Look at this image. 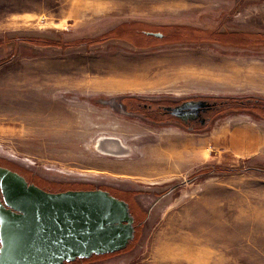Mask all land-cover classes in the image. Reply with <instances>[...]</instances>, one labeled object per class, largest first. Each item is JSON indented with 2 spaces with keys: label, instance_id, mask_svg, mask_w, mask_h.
<instances>
[{
  "label": "rangeland",
  "instance_id": "rangeland-1",
  "mask_svg": "<svg viewBox=\"0 0 264 264\" xmlns=\"http://www.w3.org/2000/svg\"><path fill=\"white\" fill-rule=\"evenodd\" d=\"M263 45L264 0H0V165L54 192L107 190L135 219L128 248L71 264H264V173L246 170L264 156L216 138L230 117L263 114L225 108L190 131L128 112L135 99L264 98L208 81ZM101 138L129 151L103 154ZM161 154L162 173L141 174Z\"/></svg>",
  "mask_w": 264,
  "mask_h": 264
},
{
  "label": "water",
  "instance_id": "water-1",
  "mask_svg": "<svg viewBox=\"0 0 264 264\" xmlns=\"http://www.w3.org/2000/svg\"><path fill=\"white\" fill-rule=\"evenodd\" d=\"M208 105L200 100L171 110L196 118ZM0 193V264L70 263L123 251L135 238L129 203L107 190L50 192L0 166Z\"/></svg>",
  "mask_w": 264,
  "mask_h": 264
},
{
  "label": "crops",
  "instance_id": "crops-1",
  "mask_svg": "<svg viewBox=\"0 0 264 264\" xmlns=\"http://www.w3.org/2000/svg\"><path fill=\"white\" fill-rule=\"evenodd\" d=\"M259 49L262 54L255 56L258 58L244 61L241 65L232 63L217 65L209 72L208 81L221 83L216 87L226 91L220 92L249 93L264 97V45ZM225 78L226 82H224ZM225 122L222 123L223 127L216 131V138L219 143L222 142L219 147L230 150L234 152L232 155L243 159L257 155L264 156V117L254 119L249 113H244L230 117ZM256 166L261 165L247 168H257Z\"/></svg>",
  "mask_w": 264,
  "mask_h": 264
},
{
  "label": "flooded vegetation",
  "instance_id": "flooded-vegetation-1",
  "mask_svg": "<svg viewBox=\"0 0 264 264\" xmlns=\"http://www.w3.org/2000/svg\"><path fill=\"white\" fill-rule=\"evenodd\" d=\"M151 33V31H148ZM153 35V34H151ZM206 101L208 105V109L204 112H201L198 117L192 118L186 116L187 119H181L172 114V110L174 107H178L188 102H196V101ZM136 103L131 104L129 108V114L137 113V110H133L132 106L134 107H141L145 108L146 110L153 112L154 115L157 114V117H146L150 119L153 124H165V123H175L179 124L180 126L190 130L196 131L199 129H207L210 127L212 120L215 116L222 114L225 112V105L221 103L219 100L216 99H209L205 97H196L190 99H181V100H172V99H165V100H152L151 102H142L140 99H135ZM129 106V105H128ZM146 116H153L146 114ZM161 117V118H158ZM1 166V165H0ZM3 167V166H2ZM1 196V193H0Z\"/></svg>",
  "mask_w": 264,
  "mask_h": 264
},
{
  "label": "trees",
  "instance_id": "trees-1",
  "mask_svg": "<svg viewBox=\"0 0 264 264\" xmlns=\"http://www.w3.org/2000/svg\"><path fill=\"white\" fill-rule=\"evenodd\" d=\"M16 41H25V42L28 41V42H32V43H36V44H41V45H43L45 47H60L62 45V44H60V43H58L56 41L48 40V39H45V38H41V39H37V40H34V39H22V38H17L15 40L14 39H9V43L16 42ZM217 99L219 101H221V103H223L225 105L226 109H232V110L240 109V110H244V111H248V112L249 111L253 112L255 110L256 111L258 110V112L263 114L262 117H264V98H261V97H247V98H225V99L217 98ZM246 170H248V171H256V172H263L264 173V170L259 169V168H254V167L246 168ZM216 171L240 172V171H243V169L242 168H225V169H216ZM21 175L24 176L29 183H34V184H36L37 186L43 188L46 191L54 192V191H51L50 189H46L45 187L41 186L39 183L31 181L25 175H23V174H21ZM60 191H57V192H60ZM97 256L98 255H94L93 257H97ZM99 256H102V255H99ZM80 260H83V259H77L74 262L64 263V264H71V263L78 262Z\"/></svg>",
  "mask_w": 264,
  "mask_h": 264
},
{
  "label": "bare ground",
  "instance_id": "bare-ground-1",
  "mask_svg": "<svg viewBox=\"0 0 264 264\" xmlns=\"http://www.w3.org/2000/svg\"><path fill=\"white\" fill-rule=\"evenodd\" d=\"M110 140H116V139L115 138H108V139L107 138H101L100 140H97L96 148H98V150L103 152V154L117 155V156H121L122 155L123 149L125 151V150H127L129 148L121 140H116L117 141L115 143L116 145L107 147L106 141H110ZM127 151H129V150H127ZM164 159H165V157L161 154L157 158L158 161L156 160V162H157L156 165L155 166H151L150 169L148 168L146 170H143L141 174H144V175H156V174L159 175V174H161L163 169H164V166H168L167 164H165Z\"/></svg>",
  "mask_w": 264,
  "mask_h": 264
}]
</instances>
